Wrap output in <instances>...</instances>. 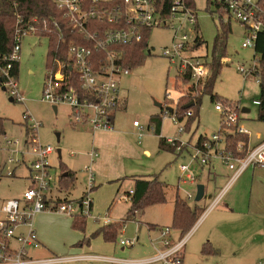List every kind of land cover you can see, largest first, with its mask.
Masks as SVG:
<instances>
[{
	"label": "rangeland",
	"instance_id": "374dc122",
	"mask_svg": "<svg viewBox=\"0 0 264 264\" xmlns=\"http://www.w3.org/2000/svg\"><path fill=\"white\" fill-rule=\"evenodd\" d=\"M56 1L64 3L66 0ZM194 1L198 9L197 23L200 35L205 41L200 54L210 55L216 26H219L221 21L219 15H214L217 13L216 0H210V2L208 0ZM252 1L256 2V0ZM231 27L232 33L228 40L226 58H229L232 64L229 67H223L215 85H219L220 81L230 75L227 74V71L241 75L236 70L237 66L250 69L256 65L258 60L254 48H242L246 36L243 35L241 27L233 21ZM183 35H187L191 45L196 33L190 25H187L178 34L169 28L152 29L149 37L150 51H146L140 65L130 69L129 75L120 78V98L125 99L127 105L124 112L116 115V128L130 131L134 135L135 147L141 153L140 159L127 160V164L134 170L132 174L147 177L158 176L172 189L179 186L180 195L185 197L188 201L187 204L193 208L199 207L200 218L209 203L216 198L218 186L222 184L221 181L218 180L215 183L203 179L195 185H183L180 182L182 177L180 166L188 165L190 158L188 161L183 155L177 157L171 151L162 148L159 137L155 135L152 127H148L149 119L152 116L162 115V137H175L185 141V143L191 137L195 142L202 133L211 137L221 129V114L215 110L216 102L212 103L208 95L202 99L199 119L192 121L189 125H186V122L179 124L180 127L188 128L181 136L178 134V125L175 127L169 117L164 115V110L173 109L182 96L179 92L180 89L184 91L186 88H184L182 79H178V70L184 64V59L176 56L171 62L169 58L163 56L162 51L166 48L172 50L175 43L181 42ZM48 50L47 38L34 34L24 35L21 42L20 75L17 83L23 101H11L9 93L0 89V118L3 120L5 131V134L0 135V140L6 138L15 143L10 148L16 151L13 158L21 160V164L8 165L3 171H0V206L9 200L22 199L23 194L30 186L27 165L33 162L35 158L33 148L28 147L26 142L28 141L27 128L34 126H37V142L44 146H51L55 150L49 159L52 174L55 177L53 180V199L78 203L89 189L87 167L93 159L91 157L93 139L88 126L73 125L71 122L73 109L69 103H59L55 111L52 103L43 100ZM183 58L185 57L183 56ZM185 60L189 61L190 59ZM241 76H234L230 79V84L234 85L232 94L219 93L220 99L231 101H227L229 105L234 106L238 102L239 82L243 77ZM248 81L257 82L252 75H249ZM156 103L161 104L163 109L157 107ZM244 104L250 113L241 115L244 118L242 123L248 130L255 132L256 127L261 123L256 120L258 107L253 106L252 100L245 101ZM135 120L141 124L142 130L133 129ZM139 134L143 136L142 140H139ZM220 135L224 136V134ZM187 149L191 151L190 147ZM21 152L24 155L23 160ZM10 155L6 151L0 153L1 160L5 161ZM24 161L25 163H23ZM13 168H16L14 176H9L8 171ZM68 171L74 174L73 178L64 177ZM71 180L70 189L62 191L60 188L61 181L68 182ZM200 184L208 188L206 197L211 194L212 200L206 202L204 199L200 203H196L197 185ZM131 189L132 184L129 180L99 182L95 171V184L90 192L93 210L91 217L86 218L84 229L74 227L75 217L73 215L60 213L54 209L53 211L42 212L32 219V228L42 246L38 249L32 248L29 256L35 260H43L49 257L66 259L61 264H102L103 262L116 263L115 259L132 258L140 260L146 258L152 251V245L156 242L161 243L160 240H162L160 230H150L146 222H158L163 224L161 226H170L172 205L168 200L163 204L149 206L141 217L139 216L141 213H139L138 216L136 215L137 217L135 216L136 218L128 219L131 201L126 192ZM187 191L192 192V201L186 198ZM55 205L53 202V208ZM105 217L110 219L111 224L105 225L103 223ZM198 221L193 228L199 225ZM110 225L117 227L121 225V228H118L114 240L108 242L101 231ZM199 227L192 234L191 242L198 240V236L202 232L200 230L197 234ZM27 230L22 229L17 232V235L26 234ZM121 240H130L134 245L122 250ZM12 244H15V241H12ZM15 246L18 245L15 244ZM88 248H91V251H88ZM105 248L111 249L113 255H105ZM81 252L101 258L95 260L79 258L82 256Z\"/></svg>",
	"mask_w": 264,
	"mask_h": 264
},
{
	"label": "built area",
	"instance_id": "2783aa9c",
	"mask_svg": "<svg viewBox=\"0 0 264 264\" xmlns=\"http://www.w3.org/2000/svg\"><path fill=\"white\" fill-rule=\"evenodd\" d=\"M59 8H65L73 21L75 28L80 32H87L86 22L88 19L103 20L107 18L110 24L117 26L116 29L100 35L95 41L94 49L84 46H73L70 49V56L73 63L67 68L64 64H59L53 74L50 73L47 78L43 91V100L57 107L59 103H69L72 107L73 125L88 126L93 131H109L113 129V118L121 104L120 98V78L130 74V69L120 64L122 58L116 52L109 49L110 46L130 45L140 42L143 39V32L146 29L169 28L175 33L181 32L187 25L195 27L197 17L193 10L187 6L185 0H92L91 7L82 11V4L86 0H66L64 3H58ZM225 7L227 15L224 22L233 21L243 27L245 31V41L242 44L243 49L254 48L255 40L260 32H264V0H220ZM73 28L70 32H74ZM34 34V28L31 27L25 32L17 31L15 45L11 56L0 57L1 88L9 93L13 101L22 102L23 97L17 88V79L11 75L13 63L17 62L21 53V42L24 35ZM98 35V34H97ZM91 39L94 36H91ZM94 40V39H93ZM196 43L195 38L190 45L187 35L181 37L180 43H175L172 50L163 49V56L174 61L176 56L184 59V64L180 67V74L184 75L190 70L192 82L197 85L204 82L210 76L207 65L201 58L187 57L191 52L190 48ZM102 53L104 56L97 55ZM183 56L185 58H183ZM190 59L189 61L185 59ZM8 62L5 66L1 62ZM230 63V60H223V64ZM254 66V65H253ZM252 66V67H253ZM251 67V68H252ZM240 73H247L244 67L237 68ZM67 72V73H66ZM73 73V74H72ZM76 78L78 87L67 80ZM3 87V88H2ZM259 104V102H256ZM170 109V108H168ZM165 109L164 115L178 125V134L181 136L185 128L180 127L176 113ZM215 109L221 114V129L217 134L204 138L196 145L191 146L190 161L199 167H206L212 163H220L233 172L230 185L250 166H256L264 169V142L256 147H245L244 142L238 143L236 151L230 150L227 145L226 137L230 133L239 135H248L249 132L241 124L240 114L233 107L224 106L221 103L215 105ZM191 113H188L190 116ZM134 127L142 130L141 124L134 121ZM36 131L37 126L30 127ZM224 129V131L222 130ZM226 132V133H225ZM225 133V134H224ZM220 134H224L221 136ZM139 134V140H142ZM26 142L28 147L33 148L35 160L27 165L29 170L28 179L30 186L23 194L22 199L9 200L0 206V264H59L66 261L63 258H47L35 260L29 256L30 250L41 247L37 235L32 228V219L45 211L56 210L68 215H82L85 218L91 217L92 199L90 192L94 188L95 173L90 167L89 171V189L78 203L61 202L53 208V180L52 167L49 159L55 153L51 146H44L37 142L36 138ZM169 144L179 143L176 151L182 153L189 143H185L178 138H166ZM15 145L6 138L0 140V153L9 152L11 155L5 160H1L0 171L13 164H21V160L13 158L15 150L10 149ZM4 146V147H3ZM245 150V154L240 153ZM22 160L24 158L21 152ZM96 153L91 157L94 159ZM2 162V163H1ZM25 163V161L23 162ZM191 165H181L180 171L184 180L194 183L196 177L190 171ZM15 169L8 171L9 176H14ZM130 194H133L131 191ZM223 194L219 195L213 202V207L218 204ZM187 199L192 200L193 196L187 193ZM79 210L78 212L76 210ZM108 222V220L106 219ZM22 229H28L26 234L17 232ZM163 249L159 254L138 264H150L160 262L161 264H184L183 248L188 237L173 243L170 237V228H163L161 231ZM15 241V244H12ZM120 244L124 247L133 246L130 240H121Z\"/></svg>",
	"mask_w": 264,
	"mask_h": 264
},
{
	"label": "trees",
	"instance_id": "16d2710c",
	"mask_svg": "<svg viewBox=\"0 0 264 264\" xmlns=\"http://www.w3.org/2000/svg\"><path fill=\"white\" fill-rule=\"evenodd\" d=\"M185 1L187 6L193 10L197 17L198 9L196 7L195 1ZM208 2H210V0H208ZM85 3L86 4H82L83 12L84 10L86 11L91 7H96V5L92 4V0H86ZM216 8L217 13L214 15H219L221 21L220 25L216 26V34L213 39L211 54H199V51H201L200 48L203 46L205 41L200 35L197 22L194 27L197 45L195 44L193 47H191V52L187 54V57L203 59L210 71L209 78H207L204 82H200L195 85V83L192 82L190 70H187L184 75H178V79H182L184 88L186 89L184 91L180 89L179 92L182 94V96L177 101L175 107L172 109V112L176 113L180 123L185 121L186 125H189L192 121L198 119L200 115L202 99L206 95L210 97L212 103H221L224 106H229L236 109V111L240 114L241 120V111L237 105L233 106L227 104L228 100H222L214 93L217 78L221 74V71L224 67L223 59L227 57L226 51L228 40L230 34L232 33L230 21L227 23L224 22V18L228 15L224 5L220 0H216ZM207 9H209V7H207ZM210 13L213 14L212 12ZM75 24L76 23L73 21L68 11L65 8H59L54 0H0V57L9 58L11 56L18 30L25 32L29 28L33 27L34 35L47 38L49 42V50L46 60L47 80L49 74H53V71L57 70L59 64L62 63L66 66L68 65L67 68L72 65L73 59L70 56L71 47L84 46L94 49L95 41L100 38L99 34L103 35L104 33L117 28V26L110 24L107 18L103 20H98L97 18L88 19L86 22L87 32H80L78 28H75ZM73 28H75L74 32H70ZM151 31V28L144 30L143 39L140 42H135L130 45L110 46L109 49L122 57L120 59V64L123 67L131 69L142 63L144 54L147 50H149V37ZM89 34L94 36V40L91 39ZM254 51L255 56L258 57L257 63L249 69V72L245 74L247 76L252 75L259 83L260 98L257 120L264 123V32H260L257 35ZM97 55L104 56L102 53H97ZM7 63V61H3L1 62V65L5 66ZM10 73L17 79L18 82L20 75L19 60L13 63ZM1 78L2 75L0 72V82ZM67 81L78 87L76 78L75 81L74 79L71 81L69 78ZM120 107L121 104L119 105L118 110ZM122 107L124 108L123 105ZM189 112L191 113L190 116H188ZM220 121L222 123V119ZM149 122V126L153 127L155 135L161 137V129L163 124L162 115L152 116ZM186 129L188 128H185V130ZM222 130L224 131V129ZM2 134H5V131L3 128V120L0 118V135ZM27 135V142H30V140L36 138V131H32L31 128H27ZM226 141L228 148L238 154L236 151V146L238 143L244 142L245 147L247 148L249 145V136L229 133L226 137ZM160 146L167 150H169V147L173 150H176L179 146V143L176 142L174 144H168L166 138L161 137ZM244 154L245 150L240 153V156ZM64 177L71 179L74 177V174L68 171ZM61 182V190L68 191L70 189V183H72V180L68 182ZM134 182L135 186L133 194H130V192L127 194L128 199L131 201V207L127 215L128 219H132L137 214L143 213L144 210L149 206H155L166 202V185L160 181L158 177H154L151 180H147L143 177H136ZM52 202L58 205L62 202V200L53 199ZM199 215L200 213L197 207L193 208L180 197H177L174 202L173 221L170 229L178 232L179 238L183 239L195 226L199 219ZM74 217V227L83 230L85 227L86 218L80 214L74 215ZM118 228L120 229L121 225L118 227L110 225L107 227V229L104 228L101 233H103L106 241L111 242L114 240ZM213 253H215V251L212 250L210 246L206 245L203 248L204 255H211Z\"/></svg>",
	"mask_w": 264,
	"mask_h": 264
},
{
	"label": "crops",
	"instance_id": "0c3cea01",
	"mask_svg": "<svg viewBox=\"0 0 264 264\" xmlns=\"http://www.w3.org/2000/svg\"><path fill=\"white\" fill-rule=\"evenodd\" d=\"M241 30L243 32V35H245V31L243 27H241ZM200 50H203V46L200 48ZM227 59L229 58L223 60H227ZM230 64H232L231 60L230 63L225 64L224 66L229 67ZM244 69L246 68L244 67ZM237 72L240 73L238 70ZM179 74L180 72L178 70V75ZM227 74L230 75H227L225 79L220 81L219 85H215L214 93L218 97H220L219 93H224L226 95L232 94L234 92L233 91L234 85L230 84V79L234 76L242 75L243 76V77L241 76L242 80L239 82L240 85L239 94L237 95L238 102L237 104L235 103V105H237V107L240 109L241 115L250 113V110L245 108V104H244L245 101L252 100L253 106H257L259 108V104H256V102H259V98H260L259 83L249 82L248 81L249 76L243 73H240L241 75H238L235 73H231L230 71H227ZM121 100H122L121 107L119 110L117 109L115 116L113 118V129L109 131H93L91 128L88 127L89 133L92 134V139H93L92 151L97 154L96 157L91 160L88 167H90L94 173L96 171V175L98 177L99 182H104V181L105 183L114 182V181L124 182L126 180H129L132 184V189L126 192L128 194L129 192L131 193V191L134 190V186H135L134 179L136 177H143L147 180H151L154 177H158V176H152V177L137 176L135 174H132L134 173V170L130 167V165L127 164V160L138 159V158L140 159L141 153L135 147L134 138H133L134 135L131 134V132L128 130L116 128V115L120 112H124L126 110V105H127L125 99H121ZM232 103L234 104V102ZM122 105H124L125 107L123 108ZM157 105L158 103H156V106ZM159 108L163 109L162 105ZM243 119L244 118H242L241 116V124L249 132V147L253 148L263 143L264 123L261 122L260 125L256 127V131L251 132L250 130L247 129L245 124L242 123ZM171 123L174 124L172 121ZM149 125L150 122L148 123V127H150ZM133 129H137V128L134 127L133 125ZM162 136L163 134L161 129V137ZM158 137L159 139L161 138L160 136ZM204 138H208V136L207 134L202 133L195 140V142H193V138L191 137L190 139L187 140V143L190 144V148H191V146L196 145ZM168 151H171L177 157L183 155V157L189 161L191 151L188 149L184 150L181 154L178 153L175 149L174 150L171 149L170 147ZM189 163L191 165L190 171L196 177V181L192 183L190 181L184 180V177L182 176L180 178V182L183 185L185 186L193 185V184L195 185V183L201 182L203 181V179L215 183L216 181L219 180L221 181L222 184L218 186L219 189L217 191L218 194L216 198L221 194H223V196L216 206L213 207V202L215 201L216 198H214V200L209 203L203 215L198 219L199 225L193 228V230H191V232L185 236L188 237V239L186 240L182 251L183 263L184 264H264V169L256 166H250L246 169L244 173H242L239 177H237L235 181L230 185V180L233 177V172L227 169L222 164L212 163L206 167H199L197 164H192L191 161H189ZM129 174H131V176H128ZM162 182L166 185L165 187L166 202L169 200L172 205L170 209L171 223L170 226H161L163 224H160L158 222L157 223L146 222L150 230L159 229L161 231L163 228L166 227L170 228L172 226L174 202L177 197H180L186 203L188 202L186 201L185 197L184 198L181 197L179 186L176 189H172L165 181ZM100 185L102 186L103 184ZM203 186H204L205 198L203 197L200 201H196V203H200L204 199L206 200V202L213 199V196H211V194L208 197H206L208 188L205 185ZM187 193L192 194V192L187 191L186 196ZM78 211L79 210L77 209V212ZM143 213L139 214V216L141 217ZM106 219L108 220V222L106 221ZM103 223L107 225V224H111V221L108 217L107 218L105 217L103 218ZM198 227L199 229L197 230V234L200 232V230L202 232L198 236L197 241L191 242L193 236L192 234L195 232L196 228ZM170 237L174 244L182 240V238L181 239L179 238V233L174 230H172ZM206 245L210 246L211 249L215 251V253L211 255H204L203 248ZM124 248L126 247L122 246V250H124ZM162 249H163L162 244L156 242L152 245V251L150 255L147 256L146 258L140 260H134L132 258L124 259V260L115 259L116 263L103 262L102 264H138L141 261H145L156 257L159 254V251H161ZM88 251H91V248H88ZM104 251L106 252L105 255L107 256L113 255L112 250L109 248H105ZM81 255L82 256H79V258H83V259L95 260L97 258H101L90 254H85L84 252H81ZM83 264H91V263H83ZM150 264H161V263L155 262Z\"/></svg>",
	"mask_w": 264,
	"mask_h": 264
},
{
	"label": "water",
	"instance_id": "95a60500",
	"mask_svg": "<svg viewBox=\"0 0 264 264\" xmlns=\"http://www.w3.org/2000/svg\"><path fill=\"white\" fill-rule=\"evenodd\" d=\"M3 90L5 91V88H3ZM11 101H13V99H11ZM158 107H161L160 104L157 105ZM54 110L56 111V108L53 107ZM169 111H172V109H168ZM244 112V111H243ZM60 153V152H59ZM66 176V174L64 175ZM204 197V186L203 185H198L197 186V195H196V201H200L202 198Z\"/></svg>",
	"mask_w": 264,
	"mask_h": 264
}]
</instances>
